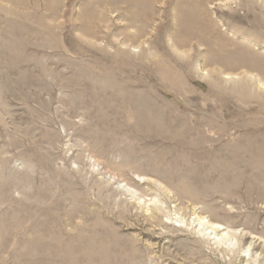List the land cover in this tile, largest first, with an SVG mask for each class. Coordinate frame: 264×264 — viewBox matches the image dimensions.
<instances>
[{"label": "rangeland", "instance_id": "374dc122", "mask_svg": "<svg viewBox=\"0 0 264 264\" xmlns=\"http://www.w3.org/2000/svg\"><path fill=\"white\" fill-rule=\"evenodd\" d=\"M260 80L264 0H0V264H264Z\"/></svg>", "mask_w": 264, "mask_h": 264}, {"label": "bare ground", "instance_id": "6f19581e", "mask_svg": "<svg viewBox=\"0 0 264 264\" xmlns=\"http://www.w3.org/2000/svg\"><path fill=\"white\" fill-rule=\"evenodd\" d=\"M250 5H252L253 3L252 2H250V1H247ZM252 3V4H251ZM223 61V60H222ZM219 63H221V59H219ZM217 67V66H216ZM257 67V66H256ZM217 70H218V72H216L218 75H224V74H226L225 73V69H224V67L223 66H221V65H219V67L217 68ZM246 71V70H245ZM247 79H249L248 81H253L254 80V77L252 76V73L253 72H257L256 71V68H254V67H247ZM249 72H251V73H249ZM258 82V81H257ZM260 84L261 85H264V83L262 84V82H261V80H260ZM259 84V85H260ZM138 109V108H137ZM261 128V127H260ZM235 132L236 134H238V133H241V134H243V135H246V134H252V133H254V135H257L259 132H261V129H258V128H254V127H249V126H234V127H231V128H227V129H225L223 132L222 131H219V129H217V128H215V127H210L209 128V130L207 131H204V128L202 127V126H200V125H198V124H196V127H193L192 128V130L189 132L191 135H193L194 133H198V134H200V135H204L205 137L207 136V133L208 132H211L212 134L214 133V134H216L217 136L219 135V138L217 139V141H219V142H222V140H223V138L225 137V136H227V135H231L232 133L231 132ZM176 132V131H175ZM210 133V134H211ZM213 134V135H214ZM209 139H211V143H213V138H209ZM225 141V140H224ZM235 140H230L229 139V141H227L226 142V144H230L231 142H234ZM225 143V142H224ZM234 143H237V142H234ZM221 144V143H220ZM219 146V145H218ZM217 147V146H216ZM227 161V159H223L222 161H221V166L223 167V168H225V169H227V170H232V171H235V172H237V164L235 163V162H232V163H227L226 162ZM238 176H239V178H240V176L241 177H243L244 175L242 174V175H239L238 174ZM236 177V176H235ZM234 177V178H235ZM241 179V178H240ZM245 179V178H244ZM108 251V250H107ZM109 252V251H108ZM140 257V255H137V254H132V256L130 255V257H129V260H128V262H130L131 264H139V262L138 261H136L138 258ZM127 260V259H126ZM138 262V263H137Z\"/></svg>", "mask_w": 264, "mask_h": 264}]
</instances>
